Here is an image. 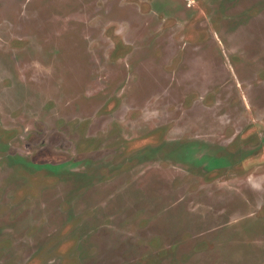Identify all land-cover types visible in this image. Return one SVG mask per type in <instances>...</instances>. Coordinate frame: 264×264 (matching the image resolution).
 Masks as SVG:
<instances>
[{
  "label": "rangeland",
  "instance_id": "374dc122",
  "mask_svg": "<svg viewBox=\"0 0 264 264\" xmlns=\"http://www.w3.org/2000/svg\"><path fill=\"white\" fill-rule=\"evenodd\" d=\"M0 264H264V0H0Z\"/></svg>",
  "mask_w": 264,
  "mask_h": 264
}]
</instances>
